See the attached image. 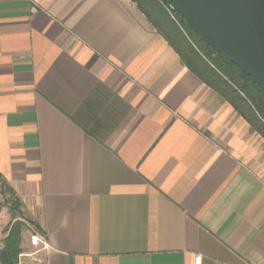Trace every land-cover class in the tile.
I'll return each mask as SVG.
<instances>
[{
    "label": "crops",
    "instance_id": "obj_1",
    "mask_svg": "<svg viewBox=\"0 0 264 264\" xmlns=\"http://www.w3.org/2000/svg\"><path fill=\"white\" fill-rule=\"evenodd\" d=\"M0 174L19 264H264V139L130 0H0Z\"/></svg>",
    "mask_w": 264,
    "mask_h": 264
},
{
    "label": "trees",
    "instance_id": "obj_2",
    "mask_svg": "<svg viewBox=\"0 0 264 264\" xmlns=\"http://www.w3.org/2000/svg\"><path fill=\"white\" fill-rule=\"evenodd\" d=\"M144 15L152 29L161 35L184 66L202 83L227 101L234 111L244 118L250 130L264 139V94L251 78L240 71L224 53L207 45L185 24L174 11L175 20L165 10L167 0H130ZM0 185L8 197L10 221L0 242V264H19L23 253L22 233L24 223L20 203L0 174ZM10 202V203H9ZM28 221V220H27ZM41 232L40 227L29 221Z\"/></svg>",
    "mask_w": 264,
    "mask_h": 264
},
{
    "label": "water",
    "instance_id": "obj_3",
    "mask_svg": "<svg viewBox=\"0 0 264 264\" xmlns=\"http://www.w3.org/2000/svg\"><path fill=\"white\" fill-rule=\"evenodd\" d=\"M187 27L264 94V0H167Z\"/></svg>",
    "mask_w": 264,
    "mask_h": 264
},
{
    "label": "built area",
    "instance_id": "obj_4",
    "mask_svg": "<svg viewBox=\"0 0 264 264\" xmlns=\"http://www.w3.org/2000/svg\"><path fill=\"white\" fill-rule=\"evenodd\" d=\"M163 6L165 8V10L168 12V14L172 17V19L175 20V16H174V7L173 5L167 1L166 3H163ZM19 220H21L24 225H25V235L27 237V240L29 242V244L33 247H39L41 243L45 244L44 241V236L41 234L40 231H38L33 224H31L30 222H28L27 220L23 219V218H18ZM5 232L2 231L0 232V242L2 241L3 237L5 236ZM22 256V254L20 255ZM201 257L197 256L195 257V263H199Z\"/></svg>",
    "mask_w": 264,
    "mask_h": 264
},
{
    "label": "rangeland",
    "instance_id": "obj_5",
    "mask_svg": "<svg viewBox=\"0 0 264 264\" xmlns=\"http://www.w3.org/2000/svg\"><path fill=\"white\" fill-rule=\"evenodd\" d=\"M4 191L5 189H3L0 185V232L4 230V227L7 226L6 224H8L10 220L9 204L6 201V198L8 197V195L4 194ZM25 230L26 229H24V231ZM24 250L26 253H30L33 249L25 248Z\"/></svg>",
    "mask_w": 264,
    "mask_h": 264
}]
</instances>
